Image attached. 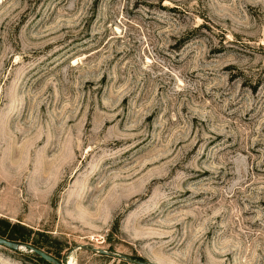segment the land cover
Here are the masks:
<instances>
[{"label": "rangeland", "instance_id": "rangeland-1", "mask_svg": "<svg viewBox=\"0 0 264 264\" xmlns=\"http://www.w3.org/2000/svg\"><path fill=\"white\" fill-rule=\"evenodd\" d=\"M0 236L264 264V0H0Z\"/></svg>", "mask_w": 264, "mask_h": 264}, {"label": "water", "instance_id": "water-1", "mask_svg": "<svg viewBox=\"0 0 264 264\" xmlns=\"http://www.w3.org/2000/svg\"><path fill=\"white\" fill-rule=\"evenodd\" d=\"M0 245H3L9 249L12 250H20V249H24L27 250L29 252H33L34 254H36L37 256H39L42 260L48 262L49 264H67V259L66 257L63 258V260L59 261L57 258H55L54 256H52L51 254L47 253L46 251L42 250L39 247L33 246L30 243H21L18 241H13L7 238H4L2 236H0ZM89 248L90 245L88 244H79L76 245L74 248ZM92 250L97 251L98 253L101 254H105V255H109L110 252H108L107 250L101 249V248H96V247H90ZM71 249V250H72ZM70 250V251H71ZM116 256H118L120 259H125L128 260L134 264H154L148 260H137V259H131L129 258L127 255L124 254H114Z\"/></svg>", "mask_w": 264, "mask_h": 264}, {"label": "bare ground", "instance_id": "bare-ground-1", "mask_svg": "<svg viewBox=\"0 0 264 264\" xmlns=\"http://www.w3.org/2000/svg\"><path fill=\"white\" fill-rule=\"evenodd\" d=\"M67 264H75V261L73 260L71 256L67 258Z\"/></svg>", "mask_w": 264, "mask_h": 264}, {"label": "trees", "instance_id": "trees-1", "mask_svg": "<svg viewBox=\"0 0 264 264\" xmlns=\"http://www.w3.org/2000/svg\"><path fill=\"white\" fill-rule=\"evenodd\" d=\"M37 256V255H36ZM37 258L39 259V260H42L39 256H37ZM140 260V259H139ZM42 261H44V260H42Z\"/></svg>", "mask_w": 264, "mask_h": 264}]
</instances>
